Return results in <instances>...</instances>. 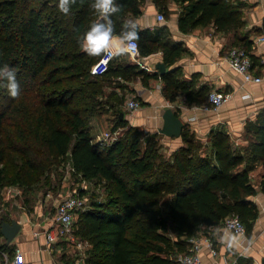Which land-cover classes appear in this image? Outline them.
<instances>
[{"label":"trees","instance_id":"obj_1","mask_svg":"<svg viewBox=\"0 0 264 264\" xmlns=\"http://www.w3.org/2000/svg\"><path fill=\"white\" fill-rule=\"evenodd\" d=\"M157 1L169 16L167 0ZM176 1L187 3L179 13L181 30L213 22L221 31H235L233 44L258 62L253 40L239 33L245 23L241 0ZM91 2L74 0L64 14L58 0H0V64L17 68L22 87L16 97L0 87V189L22 186L29 202L39 188L55 183L59 169L64 178L67 164L85 179L104 180L107 195L79 212L75 231L90 242L88 264H181L171 252L188 251V238L201 223L220 224L232 214L241 217L249 235L262 210L256 196L264 201V173L260 187L250 175L257 160L264 168V109L246 124L252 136L246 150L234 145L226 129H212L205 143L185 123L183 144L163 153L162 134L121 117L125 95L106 90L107 85L126 86L119 76H140L149 85L159 74L140 67L128 53L104 72H92L103 52L92 56L81 47L83 33L101 19ZM141 2L115 0L120 5L111 14L116 32L130 21L129 12L141 13ZM140 32L141 55L162 50L168 67L162 74L165 96L175 100L183 92L189 105L205 102L208 85L194 88L175 76L183 43L163 30ZM110 111L116 119L112 130L138 129L137 137L96 140L92 119ZM245 160L247 166L241 167ZM4 221H11L9 212L0 211V236ZM9 244L5 240L0 247L9 250ZM236 264L253 262L241 255Z\"/></svg>","mask_w":264,"mask_h":264},{"label":"crops","instance_id":"obj_2","mask_svg":"<svg viewBox=\"0 0 264 264\" xmlns=\"http://www.w3.org/2000/svg\"><path fill=\"white\" fill-rule=\"evenodd\" d=\"M244 26L239 32L241 35L249 34L253 40L251 51L258 62L264 54V42L258 41V37L264 33V0H241ZM157 0H142L141 13L139 15L130 14V21L139 23L140 29H146L152 33L163 30L164 34H169L172 39L183 43L182 54L179 57L176 67H178L175 76L180 79L191 81L192 87L200 88L202 85H208L209 90L217 88L230 94V99L219 111H199L198 119L194 122L187 121V115L193 113L186 101L185 94L179 93L175 100L171 101L172 108L178 112L183 121L187 123L196 137V139L207 142L210 132L215 128H223L231 133L234 145L243 150L249 144L252 136L246 132L248 121L256 119L258 113L264 109V80L260 82H247L242 75L231 69L223 60L225 53L237 40L236 33L224 32L217 29L212 23L200 24L191 27L188 31H183L179 27V13L187 8V3L177 2L176 0H167V6L173 13L166 15L165 8ZM163 12L166 19L161 20L158 13ZM248 32V33H247ZM127 54V53H125ZM125 54H120L114 59H121ZM130 56V55H129ZM113 59V60H114ZM138 63L137 60L133 59ZM112 60V61H113ZM141 60L149 64L151 73H158V77H151L149 85H146L140 76L135 80H128L119 76V80L126 85L125 87L117 85H107V92L117 91L120 95H125L123 104L124 116L130 123L143 128L148 132H160L163 125V111L167 108L165 105L166 97L164 94V80L162 73L156 68V63L163 60L162 50L150 55H142ZM111 61V62H112ZM111 64V63H110ZM109 64V66H110ZM138 65L142 67L139 63ZM108 66V67H109ZM93 71H101L104 66L102 63L93 65ZM259 73H264V67L258 66ZM168 69V67H167ZM104 72V71H102ZM127 92L141 96L142 107L134 114H129L127 107ZM136 92V93H135ZM170 99V98H169ZM185 105V109L180 105ZM111 112V111H110ZM100 114L92 119L91 131L94 137L99 130L106 129V123L102 122ZM100 117V118H99ZM92 125L95 128L92 130ZM106 132V131H105ZM163 137L165 150L172 152L183 144V137H169L160 132ZM245 160L241 167L247 166ZM70 167V164H68ZM264 173L262 160L259 159L255 165L250 168L252 181L257 187H260L262 175ZM66 175L63 178V185H66ZM64 187L62 191H64ZM7 193L3 191L2 195ZM51 191L43 199L40 196L26 202L24 196V205L19 206L12 200H6L11 205L9 216L11 220L17 219L22 223L16 237L10 242L9 251L10 260H12L16 246H20L25 251V264H55L58 261L74 263L77 260V254L71 246L70 241L60 240L56 243H49L44 234H37V230H43L51 224V216L54 211L49 208L54 203L51 197ZM261 208L264 205L262 196H256ZM55 204V203H54ZM30 205V207L28 206ZM200 230H206L212 233L215 238L218 254L213 255L210 251L204 250V264H236L239 257H249L253 264H261L264 258V210H261L259 216L254 220L249 240L239 243L233 234L226 232L223 224L206 225L201 223ZM6 240V237L0 236V246ZM231 240V244L229 241ZM1 248V247H0Z\"/></svg>","mask_w":264,"mask_h":264},{"label":"built area","instance_id":"obj_3","mask_svg":"<svg viewBox=\"0 0 264 264\" xmlns=\"http://www.w3.org/2000/svg\"><path fill=\"white\" fill-rule=\"evenodd\" d=\"M158 17L161 20L166 19L163 12L158 13ZM258 41L264 42V33L258 37ZM133 59L137 60L142 68L146 70H151L152 67L141 60V52L139 47V42L137 41V46L134 49H130L127 52ZM117 56H108L103 53L102 57L96 63H102L104 68L101 71H93V73H102L105 71L111 61ZM228 66L237 71L245 81L247 82H260L264 80V73H259L258 66L264 67V54L262 55L259 62H256L251 53L243 46L233 45L228 49L224 55L223 59ZM95 63V64H96ZM94 64V65H95ZM230 99V94L221 91L217 88H213L209 91L207 99L203 103L193 104L188 109L193 111L187 115L188 122H194L198 119L197 113L199 111H219L225 103ZM173 102L171 99H166L165 105L171 106ZM185 109V105H180ZM127 107L130 111H137L141 109L142 102L139 98H131L127 101ZM172 107V106H171ZM119 130L106 131L98 135L99 141H105L110 143L116 140L119 136ZM85 179V178H84ZM86 180V179H85ZM7 190V193L3 196L2 200L5 204L6 200H12L15 204L19 206L24 205L25 190L19 185H7L0 189L1 194L3 191ZM86 198L84 194H71L59 202L51 216V224L45 227L43 230H37V234H44L47 242L53 244L60 240H68L74 251L77 254V260L74 263H67L65 261H58L55 264H88L87 261V248L90 245L88 240L80 238L75 232V219L76 216L82 209L87 208ZM7 208V206H6ZM264 210V205L262 206ZM2 211V210H1ZM8 212V211H7ZM223 228L226 232L234 235L235 239L239 243H243L249 240V235L247 233V227L245 222L241 219L238 214H232L227 216L223 222ZM190 243V248L188 251H181L175 254L174 258L181 264H204L203 252L204 250L210 251L213 255L218 254V249L216 245L215 238L212 233L206 230H199L192 234L188 238ZM26 256L25 251L20 246H16L12 260H10L9 251L0 248V264H25Z\"/></svg>","mask_w":264,"mask_h":264},{"label":"clouds","instance_id":"obj_4","mask_svg":"<svg viewBox=\"0 0 264 264\" xmlns=\"http://www.w3.org/2000/svg\"><path fill=\"white\" fill-rule=\"evenodd\" d=\"M73 3L74 0H58V9L68 14ZM91 7L99 12L101 19L93 22L82 35L81 47L88 55L95 56L103 52L108 56H118L137 46L141 38L138 21L127 22L119 32L114 30L111 14L120 11V5L115 0H92ZM0 87L6 88L12 97L19 96L22 91L17 68L7 62L0 64Z\"/></svg>","mask_w":264,"mask_h":264},{"label":"rangeland","instance_id":"obj_5","mask_svg":"<svg viewBox=\"0 0 264 264\" xmlns=\"http://www.w3.org/2000/svg\"><path fill=\"white\" fill-rule=\"evenodd\" d=\"M173 13V12H171ZM129 93V92H127ZM136 93V92H135ZM139 96L138 94H134V93H129L127 94V100L131 99V98H135ZM141 99V98H140ZM142 100V99H141ZM138 111V110H137ZM137 111H128L129 114H134ZM102 118V122L105 124L106 123V129L104 130H99L98 133L95 135V139H98V135L102 134L105 131H114L112 130V126H114V124L116 123V119L114 117V115L112 114V112H107L104 113V115L100 116ZM99 117V118H100ZM128 127H119L117 128L119 130V137H128L130 136L135 137L137 135V131H139L138 129L135 130H131V129H127ZM141 128V127H140ZM143 129V128H141ZM92 130L94 132L95 128L92 125ZM145 131V130H144ZM137 137V136H136ZM163 140V138L161 139ZM164 145V143H163ZM162 145V152L165 154L169 153V150H165V148H163L164 146ZM67 167V174H66V185H63V178H61V176H63L62 174L60 175L59 172L62 171L61 169H59L57 174H54V178L55 179V183L48 186V187H42L39 188L38 192H37V196H40L42 199L44 196H47L48 191H51V196L48 197H53L52 199H54V203L51 204V206H49V208H51L52 211H54L56 209V206L59 202H61L64 198L68 197L71 194H78V193H82L84 194L85 198H86V203L87 206H89L92 202L93 199H103L105 198V196L107 195V191L105 190V182L104 180L97 178V179H84L80 174H74L72 172V170L70 169V167L68 166V164L66 165ZM64 187V191H62V188ZM35 195V194H34ZM7 206V208H6ZM30 207V205H28ZM8 211L11 210V205L9 204H5L3 202L2 199H0V211ZM80 214V213H79ZM79 214L76 216L75 219V231H77V222H78V218H79ZM165 247V246H164ZM167 248V247H166ZM177 252H171L170 255L173 256L174 254H176ZM88 255V248H87V253Z\"/></svg>","mask_w":264,"mask_h":264},{"label":"water","instance_id":"obj_6","mask_svg":"<svg viewBox=\"0 0 264 264\" xmlns=\"http://www.w3.org/2000/svg\"><path fill=\"white\" fill-rule=\"evenodd\" d=\"M156 68L163 74L167 71V65L164 61H158ZM121 117H124V112H121ZM185 126L182 117L171 107L168 106L163 111V125L160 132L169 137L180 136ZM22 227V223L13 219L11 221H4L2 224V233L6 237L8 243L12 242ZM264 264V258L261 262Z\"/></svg>","mask_w":264,"mask_h":264}]
</instances>
